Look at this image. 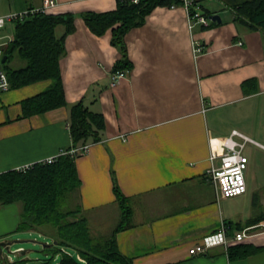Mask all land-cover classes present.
<instances>
[{"label":"crops","instance_id":"0c3cea01","mask_svg":"<svg viewBox=\"0 0 264 264\" xmlns=\"http://www.w3.org/2000/svg\"><path fill=\"white\" fill-rule=\"evenodd\" d=\"M222 1L230 5V0ZM7 2L1 15L39 8L43 0ZM55 2L47 14L75 16V30L65 37L66 53L60 59L65 99L73 104L95 94L98 103L91 108L105 120L103 140L75 160L80 186L73 204L80 207L91 234L108 237L117 226L107 234L104 227L122 218L115 179L132 210L116 243L133 264H264V220L247 227L250 238L231 246L259 248L253 254L230 258V247L221 245L189 254L222 225H248L264 211V30L233 22L230 7L224 17L207 9L221 22L192 30L183 7H156L142 26L126 33L132 69L111 84L112 67L120 58L111 45V30L96 36L80 15L112 11L116 0ZM64 30L58 26L56 37ZM193 40L205 49L197 57ZM48 84L37 82L0 95V174L26 171L71 145L67 108L21 116L20 102ZM232 130L263 146L247 144L244 150L246 186L261 187L247 207L221 197L210 175ZM20 213V203H0V246L21 242L24 232H16ZM230 232L232 237L239 231Z\"/></svg>","mask_w":264,"mask_h":264},{"label":"trees","instance_id":"16d2710c","mask_svg":"<svg viewBox=\"0 0 264 264\" xmlns=\"http://www.w3.org/2000/svg\"><path fill=\"white\" fill-rule=\"evenodd\" d=\"M204 0H194L196 4ZM181 7L180 0H116V8L107 12H84L80 18L96 36L111 30V45L120 53L111 74L130 72L132 63L128 58L124 41L126 33L145 23L146 17L156 7ZM233 22L242 24L249 30H264V0H230ZM205 16L210 11L199 5ZM75 16L72 14L53 15L42 12L30 14L13 22V34L4 50L6 62L18 58L22 65L11 68L3 63L11 88H22L37 82H49L47 87L20 102L21 116L24 118L42 115L48 111L65 107L69 110L68 130L71 145L55 158L53 163H36L26 171H7L0 174V203H20V221L16 232L34 231L48 237L45 254L49 259L40 264L55 261L57 264H133L118 249L116 234L128 227L131 207L114 180L113 191L116 202L122 210V218L114 231L106 238L94 237L88 222L81 214L79 206H73V198L80 186L76 172V158L79 149L103 140L105 120L101 112L92 109L98 103L97 96H85L68 104L60 73V59L65 55L64 40L74 32ZM216 25L211 23L209 27ZM58 26L64 27L61 37H56ZM246 82L242 84L245 88ZM99 87V85H96ZM105 86H102L104 88ZM73 151V153H72ZM264 220V211L243 225L227 226L230 231H242L258 225ZM259 248L239 245L230 247V258L245 257Z\"/></svg>","mask_w":264,"mask_h":264},{"label":"built area","instance_id":"2783aa9c","mask_svg":"<svg viewBox=\"0 0 264 264\" xmlns=\"http://www.w3.org/2000/svg\"><path fill=\"white\" fill-rule=\"evenodd\" d=\"M137 3L138 0H132ZM181 7H183L188 17V27L192 30L196 25L203 28H208L211 24L209 17L205 16L199 8V5L194 0H180ZM56 5L55 0H43L42 6L36 9H29L20 13H11L0 15V31L7 22H14L15 20H22L23 18L37 12L47 13ZM175 8L174 6L171 9ZM8 43L0 44V94L11 89L10 82L3 69L2 58L4 50ZM204 47L197 41H192V51L194 56H198L204 52ZM123 77L122 72H117L110 75V83L114 84ZM247 144H253L263 147L253 139L247 137L238 130H232L227 138H225L223 146L224 153L219 157L220 164L210 171L212 181L217 187L218 194L224 198H235L242 196L246 192V180L244 172L247 168L248 158L244 155V150ZM87 147L77 150L80 154H84ZM73 153V151H72ZM54 158H49L44 163H53ZM28 169V167L24 168ZM250 229H244L236 232L232 237L227 236V227L222 225L220 229L212 236L207 237L202 243L195 245L189 250L190 255L203 254L212 247L221 245L227 250L229 247L241 243L251 237ZM18 253V251L16 252ZM11 264V258L8 260Z\"/></svg>","mask_w":264,"mask_h":264},{"label":"rangeland","instance_id":"374dc122","mask_svg":"<svg viewBox=\"0 0 264 264\" xmlns=\"http://www.w3.org/2000/svg\"><path fill=\"white\" fill-rule=\"evenodd\" d=\"M7 1L8 0H0V15L2 14V11H5L6 8H8ZM201 4L204 6L205 9L218 11L222 17L226 15L224 14V11L227 12V14H230L227 5L222 0H204L201 2ZM12 34L13 22H7L5 27L0 31V44L8 43V41H10L11 39ZM6 65L11 68H17L21 66L22 63L18 58H14L6 62ZM244 174L246 176V173ZM258 186L259 185H254V183L252 185L247 183V192L242 196L233 198V204L240 206L246 204L247 207L249 204H251V199L253 197L252 195L254 191L261 189V187ZM120 221L121 219H118L117 221L113 220L111 223H109V225L105 226V233L103 234L110 233L115 228V226L120 223ZM19 239L21 240L20 243H13L10 245L8 251L5 249L1 251L4 259L0 260V264H8V260L10 258L12 260L11 264H40L42 260H47L50 258V253L45 254L43 252L44 249H47L44 245H49L50 239L48 237H45L44 235L39 234L38 232L28 231L21 233ZM20 250L24 251V254H20L19 252L16 253ZM48 264L57 263L55 261H50Z\"/></svg>","mask_w":264,"mask_h":264},{"label":"water","instance_id":"95a60500","mask_svg":"<svg viewBox=\"0 0 264 264\" xmlns=\"http://www.w3.org/2000/svg\"><path fill=\"white\" fill-rule=\"evenodd\" d=\"M209 19L211 20V22H213V23H220L221 22V19H220V17L218 16V15H212V16H210L209 17ZM6 60H7V56H3V58H2V63H5L6 62ZM9 246L10 245H5L4 243H2L1 244V249H5V250H9ZM45 246V245H44ZM49 246V245H48Z\"/></svg>","mask_w":264,"mask_h":264}]
</instances>
